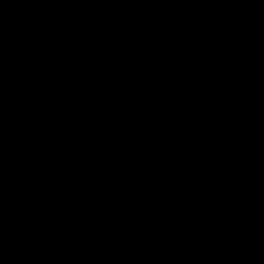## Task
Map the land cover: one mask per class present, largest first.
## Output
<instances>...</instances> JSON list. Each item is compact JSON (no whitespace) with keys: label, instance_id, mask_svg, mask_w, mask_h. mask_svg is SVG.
I'll list each match as a JSON object with an SVG mask.
<instances>
[{"label":"water","instance_id":"obj_1","mask_svg":"<svg viewBox=\"0 0 264 264\" xmlns=\"http://www.w3.org/2000/svg\"><path fill=\"white\" fill-rule=\"evenodd\" d=\"M0 264H264V0H0Z\"/></svg>","mask_w":264,"mask_h":264}]
</instances>
